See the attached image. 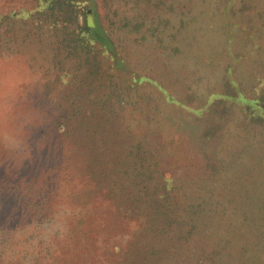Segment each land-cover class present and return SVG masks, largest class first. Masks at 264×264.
Masks as SVG:
<instances>
[{
	"label": "rangeland",
	"instance_id": "rangeland-1",
	"mask_svg": "<svg viewBox=\"0 0 264 264\" xmlns=\"http://www.w3.org/2000/svg\"><path fill=\"white\" fill-rule=\"evenodd\" d=\"M46 6L0 0V264H264V0Z\"/></svg>",
	"mask_w": 264,
	"mask_h": 264
},
{
	"label": "trees",
	"instance_id": "trees-1",
	"mask_svg": "<svg viewBox=\"0 0 264 264\" xmlns=\"http://www.w3.org/2000/svg\"><path fill=\"white\" fill-rule=\"evenodd\" d=\"M46 3V10L51 13L53 17H58L63 14V18L67 19L68 15L70 18L77 17L79 14H84L86 18L85 27H81L76 31L79 35V39L85 38L87 42L90 40L99 39V33H97L96 28L92 27L88 23V11L91 8H86V2L89 0H41ZM48 12V13H49ZM50 15V14H49ZM68 17V18H69ZM69 18V19H70ZM66 24V21H63ZM81 35V36H80Z\"/></svg>",
	"mask_w": 264,
	"mask_h": 264
}]
</instances>
